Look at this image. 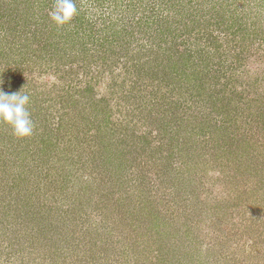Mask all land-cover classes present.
<instances>
[{"label": "rangeland", "instance_id": "rangeland-1", "mask_svg": "<svg viewBox=\"0 0 264 264\" xmlns=\"http://www.w3.org/2000/svg\"><path fill=\"white\" fill-rule=\"evenodd\" d=\"M15 1L0 88L35 127L0 122V264H264V0H75L83 29Z\"/></svg>", "mask_w": 264, "mask_h": 264}, {"label": "clouds", "instance_id": "clouds-1", "mask_svg": "<svg viewBox=\"0 0 264 264\" xmlns=\"http://www.w3.org/2000/svg\"><path fill=\"white\" fill-rule=\"evenodd\" d=\"M78 11L75 0H54L49 17L60 27L70 23ZM29 104L28 93L5 92L0 88V122L10 125L13 135L17 138H25L33 134L35 125L28 110Z\"/></svg>", "mask_w": 264, "mask_h": 264}, {"label": "trees", "instance_id": "trees-1", "mask_svg": "<svg viewBox=\"0 0 264 264\" xmlns=\"http://www.w3.org/2000/svg\"><path fill=\"white\" fill-rule=\"evenodd\" d=\"M16 3L15 0H12V3ZM16 5H19V4H16ZM14 7H11V11L12 12H15L14 14H10V19L9 21H11L12 23V20H16L17 23H16V26H15V30L18 28V30H20V28L22 27L21 25V22L18 21V19H20L19 15V11L17 9H13ZM48 15V14H46ZM21 20V19H20ZM80 20L77 19L76 17L73 18V20L70 22V23H73V24H76V27H79L80 29H83L81 26H82V23L79 22ZM26 22V20H25ZM25 22L23 24V27H25ZM70 25V24H69ZM41 31V28H39V32ZM73 33V36H70V34L72 35ZM33 35H37L38 33L37 32H33L32 33ZM63 40H62V43H61V48H62V54L65 57H70V58H66L68 63H74V60H76L75 58L77 57H71L72 56V52L74 51H70L68 50V47L67 48H63L64 44H67V45H72V46H78L79 47H83L86 43L88 42H91V43H95V40L94 39H88V35L85 34L84 32L80 31V30H76L75 28H70L68 32H66L63 36ZM95 37V36H94ZM80 52L78 53V56H80Z\"/></svg>", "mask_w": 264, "mask_h": 264}]
</instances>
